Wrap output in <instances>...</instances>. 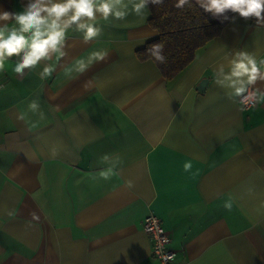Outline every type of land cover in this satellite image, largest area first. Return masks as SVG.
<instances>
[{"label":"crops","instance_id":"obj_1","mask_svg":"<svg viewBox=\"0 0 264 264\" xmlns=\"http://www.w3.org/2000/svg\"><path fill=\"white\" fill-rule=\"evenodd\" d=\"M26 2L0 0V10ZM149 17L105 25L88 45L73 35L61 67L97 48L110 55L71 80L0 73V264H160L148 212L169 234L173 264H264V104L244 108L214 83L226 52L264 58V27L229 20L166 79L137 54L157 35ZM36 98L46 119L32 128L17 115ZM104 154L120 158V175L93 181Z\"/></svg>","mask_w":264,"mask_h":264},{"label":"clouds","instance_id":"obj_2","mask_svg":"<svg viewBox=\"0 0 264 264\" xmlns=\"http://www.w3.org/2000/svg\"><path fill=\"white\" fill-rule=\"evenodd\" d=\"M193 0H175L174 7L183 10ZM199 7L213 18L235 22L243 19L264 27V0H196ZM164 0H27L19 11L0 10V73L10 70L19 78L35 72L46 80L60 72L68 79L85 74L97 63H103L110 53L103 48L93 49L86 55L73 57L61 67L69 55L70 40L78 35L88 45L97 42L104 33L105 25L124 22L130 15L146 18L149 5H163ZM229 14H232L231 16ZM163 43H155L147 50L158 63H166ZM229 66H218L214 72V83L224 96L232 101L248 102L250 107L264 104V58L246 49H235L225 53ZM29 113L38 116L32 121ZM17 119L37 127L46 119L39 99H31L27 109L18 113ZM55 154V153H53ZM101 163L108 166L86 175L93 181H110L120 175V158L104 154ZM193 164L186 160L183 170L192 173ZM195 174V173H193ZM129 189L134 181H125ZM228 211L232 200L224 203ZM168 255L167 259H172Z\"/></svg>","mask_w":264,"mask_h":264},{"label":"trees","instance_id":"obj_3","mask_svg":"<svg viewBox=\"0 0 264 264\" xmlns=\"http://www.w3.org/2000/svg\"><path fill=\"white\" fill-rule=\"evenodd\" d=\"M174 4L175 0H164L163 5H149L148 24L157 35L137 50L141 59H152L166 79L173 78L187 67L198 49L218 37L229 21L205 13L196 0L183 10L177 9ZM250 23L254 25L252 21ZM155 43H163L166 63L156 62L147 51Z\"/></svg>","mask_w":264,"mask_h":264},{"label":"built area","instance_id":"obj_4","mask_svg":"<svg viewBox=\"0 0 264 264\" xmlns=\"http://www.w3.org/2000/svg\"><path fill=\"white\" fill-rule=\"evenodd\" d=\"M241 105L244 108L250 107L248 102H243ZM143 230L148 235L151 254L159 260L160 264H173L176 251L169 246V234L156 214L148 212L144 216ZM172 254H174L173 258L167 259V256Z\"/></svg>","mask_w":264,"mask_h":264},{"label":"water","instance_id":"obj_5","mask_svg":"<svg viewBox=\"0 0 264 264\" xmlns=\"http://www.w3.org/2000/svg\"><path fill=\"white\" fill-rule=\"evenodd\" d=\"M207 81L208 79L207 78H204L202 79L199 84L196 86V88L199 90V91H203L206 87V84H207Z\"/></svg>","mask_w":264,"mask_h":264}]
</instances>
